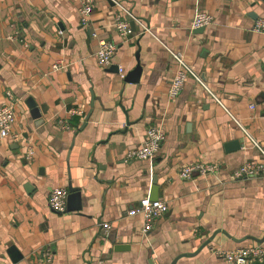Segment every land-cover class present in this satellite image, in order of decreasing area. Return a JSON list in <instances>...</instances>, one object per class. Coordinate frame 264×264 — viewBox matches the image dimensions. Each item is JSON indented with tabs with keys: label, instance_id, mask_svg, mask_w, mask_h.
Segmentation results:
<instances>
[{
	"label": "crops",
	"instance_id": "1",
	"mask_svg": "<svg viewBox=\"0 0 264 264\" xmlns=\"http://www.w3.org/2000/svg\"><path fill=\"white\" fill-rule=\"evenodd\" d=\"M118 1L183 51L226 108L192 76L170 99L175 61L138 24L122 36L114 21L129 17L112 0H0V102L13 93L20 135L0 137V264H230L217 251L264 247V173L231 177L262 159L236 120L264 148V35L253 30L264 0ZM85 2L92 9L83 24ZM197 11L214 23L194 27ZM98 38L117 46L109 67L96 60ZM137 52L141 77L127 82L119 68L126 76ZM60 60L66 66L53 68ZM151 125L166 134L157 156L129 159ZM237 139L242 147L227 151ZM194 162L220 169L180 178ZM70 183L81 209H52V190ZM156 185L169 208L144 233L143 216L130 210Z\"/></svg>",
	"mask_w": 264,
	"mask_h": 264
},
{
	"label": "built area",
	"instance_id": "2",
	"mask_svg": "<svg viewBox=\"0 0 264 264\" xmlns=\"http://www.w3.org/2000/svg\"><path fill=\"white\" fill-rule=\"evenodd\" d=\"M122 11H124L129 20L122 19L117 16L114 25L119 30L122 36H128L133 33V29L131 27L130 21H134L135 24H138L141 27V31L143 33H150L154 37H156L160 43L168 50L170 55L176 64V70L174 76L169 85V97L170 99H175L180 94L184 83L188 76H192L196 79L197 82L200 83L202 87L211 95L217 104L226 108L223 100L217 96V94L206 84L201 75L193 68V66L189 63L186 58V55L183 51H176L171 48L166 42L160 40L155 33L152 31L151 27L141 18L134 15L128 8H126L121 2L118 0H112ZM204 1V0H198ZM92 7L90 3L85 2L80 9V13L82 15L83 24H86L87 17L91 11ZM214 16L207 11H197L193 16V25L196 28L199 27H209L214 22ZM253 30L257 33L264 35V17L259 18L254 26ZM95 37H98L96 33L93 34ZM117 46L111 40L106 38H98V48L95 52V57L99 65L103 67H109L112 64L113 56L116 52ZM66 64H64L63 60L56 62L53 65L55 69L64 68ZM119 72L122 77H125L124 69L119 68ZM17 101L11 92H7V97L0 102V137L8 138L11 137L14 141L20 140V135L18 133L13 132V127L17 121ZM250 108H255V103L250 104ZM239 126L241 127L244 134L250 139L252 145L257 147L262 155V159L258 161H247L244 162L241 166H239L232 174L233 179H242L249 177L260 176L264 173V148L261 144L248 132V130L236 120ZM64 127L68 126L62 122ZM166 138L165 131L161 126L151 125L147 128L146 136L141 144V146L137 149L131 150L127 157L129 159H146L151 160L154 159ZM219 165L216 163H202V162H194L187 164L184 166L179 176L183 179H191L193 173L195 171H199L203 174L215 173L219 170ZM67 197L68 191L65 187H56L52 190L49 197V206L59 212H65L67 207ZM169 206L168 203L164 200H152L149 197H145L141 199L139 204L130 210V214H140L144 218V226L143 232H149L155 222L167 212ZM102 227L104 229L105 236L108 235L111 224L108 222L102 223ZM217 253L221 254L227 262L230 264H248V262L255 261L258 263L264 262V247L262 245H250L244 248H237L230 251H217ZM46 257L48 261H51L53 258L52 252L47 250ZM96 264H102L98 262ZM153 264H157L153 262Z\"/></svg>",
	"mask_w": 264,
	"mask_h": 264
},
{
	"label": "water",
	"instance_id": "3",
	"mask_svg": "<svg viewBox=\"0 0 264 264\" xmlns=\"http://www.w3.org/2000/svg\"><path fill=\"white\" fill-rule=\"evenodd\" d=\"M131 25H132V27L134 29H136V24H135L134 21H131ZM136 57H137V60H138L137 65L132 70H130L125 76V80L127 82H138L140 77H141L142 66H141V63H140V60H139V52H137ZM27 103H28V105L30 107L31 116L33 117V119H35V124L37 126H40L41 124L44 123V119L41 117L39 108L37 107L36 103L33 102L31 99H29ZM88 118H89V116H87L86 120H88ZM242 144H243V139L233 140V141L228 142L226 144V149H227V151L238 150V149H240L242 147ZM154 182L156 183V181H154ZM157 187H158L157 185H156V187H153V190H152V192L150 194V198L152 200L159 199V194H158ZM68 191H69V194H68V197H67V207H66L65 211H74V210H77V209H81L82 204H81V192H80V189L77 188V187H74L72 185V183H70L69 186H68ZM215 235L216 234L214 233L211 236V238L209 240H207V242H205V244L203 246H205L207 243H209L215 237ZM125 247H127V246H125L123 244H117L115 246V249L116 250H124ZM190 255H193V254H190ZM175 261L176 260H174L172 262V264H175Z\"/></svg>",
	"mask_w": 264,
	"mask_h": 264
}]
</instances>
